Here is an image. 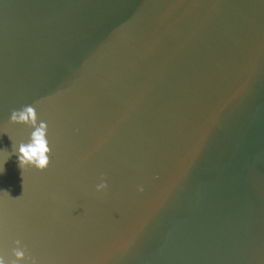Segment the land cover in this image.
Wrapping results in <instances>:
<instances>
[{
  "label": "water",
  "instance_id": "1",
  "mask_svg": "<svg viewBox=\"0 0 264 264\" xmlns=\"http://www.w3.org/2000/svg\"><path fill=\"white\" fill-rule=\"evenodd\" d=\"M0 258L264 264V0H0Z\"/></svg>",
  "mask_w": 264,
  "mask_h": 264
},
{
  "label": "clouds",
  "instance_id": "2",
  "mask_svg": "<svg viewBox=\"0 0 264 264\" xmlns=\"http://www.w3.org/2000/svg\"><path fill=\"white\" fill-rule=\"evenodd\" d=\"M12 123H21V124H31L35 126L36 123V112L33 107L28 106L22 109L21 111H13L11 114ZM46 124L41 123L40 130H37L32 136L31 144H21L19 146L18 160L19 166L21 169L31 165L39 170H44L49 165L48 154L50 152L49 147L47 146V141L45 139L46 135ZM106 184H100L97 187V190L104 189ZM17 247L19 249L20 242L17 241ZM14 255L17 260H23L25 258L24 252L21 250H16ZM0 264H5L4 260L0 258Z\"/></svg>",
  "mask_w": 264,
  "mask_h": 264
}]
</instances>
